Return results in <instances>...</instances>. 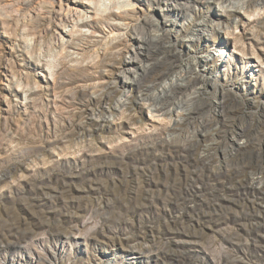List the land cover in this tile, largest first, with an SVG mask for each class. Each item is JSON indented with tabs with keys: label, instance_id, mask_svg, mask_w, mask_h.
Returning a JSON list of instances; mask_svg holds the SVG:
<instances>
[{
	"label": "rangeland",
	"instance_id": "obj_1",
	"mask_svg": "<svg viewBox=\"0 0 264 264\" xmlns=\"http://www.w3.org/2000/svg\"><path fill=\"white\" fill-rule=\"evenodd\" d=\"M11 1L0 0V264H264L261 5L223 12L227 29L190 42L212 3L186 21L152 0H96L97 14L86 1L78 22L32 31L30 7ZM132 5L176 52L145 74L133 66L156 57L130 58L136 32L153 28L121 12ZM183 73L177 95L194 92L200 110L153 109L150 95Z\"/></svg>",
	"mask_w": 264,
	"mask_h": 264
},
{
	"label": "bare ground",
	"instance_id": "obj_2",
	"mask_svg": "<svg viewBox=\"0 0 264 264\" xmlns=\"http://www.w3.org/2000/svg\"><path fill=\"white\" fill-rule=\"evenodd\" d=\"M12 1L13 3L20 4L22 8L30 7L28 12L27 13L25 12V13L27 14L26 17L28 18L26 20V23L27 25L30 26L32 31H36V28L40 25V23L43 20H48L49 22L53 21L55 22L56 25H58L61 28L66 27L69 22H73V21L78 22V19L83 17V15L85 14V9L88 7L86 6V3H85L86 1L93 3V5L92 6L89 5V7H92V9L95 11V14H97V11L99 10L98 2H96V0H12ZM152 1L159 5V6H154L153 8H157V10L159 9L163 16L166 17L170 13H172L174 17L187 15L186 21H191L190 19H192V15L188 13V10L189 11L193 10V8L195 9L196 6L203 4V3L204 4L212 3L215 6L217 11L216 10L213 11V15L215 16L214 18L208 17L206 19H201L199 21H194V19H192V21L194 22L193 32L191 35H188L187 37V40H189L190 42L198 39L199 35H202V34L204 35L206 31L208 33H211V32L221 31V29L223 28L227 29L229 27V22L223 21L222 19L223 12L236 13L238 11L240 12L241 9H243L246 12V11H249L248 8H249V4L251 3H254L255 5L260 4L261 9L264 11V0H183L182 2H179L178 0H152ZM162 3L163 5H165L164 7L162 6ZM1 12L2 11L0 9V13ZM121 12L125 16L130 17V18H133L137 15V13L142 12L144 22H146L149 28H153L150 31H145L144 30L145 28L143 29L142 27L141 29H139V31L136 32L137 34H139L137 38L138 40H140V42L135 46L136 50L133 52V56H131L130 58V63L131 62H142L143 63V59L139 56V53L141 52L139 49L141 48L144 49L147 58L151 57V59H153L156 57V62L153 64H150L149 62H146L144 64H141V63L135 64V66L133 67H135L136 70L134 71H137V69L139 68L141 69L142 73L145 74L149 72L150 69L154 67L156 68L160 65H163L169 62V60L171 59V56L174 55L176 52L170 48V44L166 41V38L163 34L156 33L155 28L158 24L157 22L158 19L155 18V16L152 14L144 13L145 11L143 10V8H141L140 6L136 7L135 5H132L129 8L123 9ZM109 15L110 13L106 17H108ZM237 17L238 15H235V17L233 18L232 21L234 23H236ZM93 31L95 30H92L91 33ZM56 33H57V37L62 38L61 32H56ZM150 37L151 38L154 37L156 41L155 40L151 41ZM129 44L130 43L127 42L126 40V42L124 43V47L125 48L128 47ZM130 45H133V44L131 43ZM160 54H162V56L157 57ZM130 71H132L131 68L129 66H126L125 68L122 69L121 72L129 79L128 81L131 84L139 83L140 76L134 75L133 76L134 78H131L127 74V72H130ZM188 76H190V73L188 74ZM188 76L187 74H185V75H182L181 78L179 77L177 79H172V81L169 83L168 86L164 87L158 93L151 94L150 104L152 108L157 111H161L163 113H172L175 110L177 111L182 110L184 114H186V119L192 118L195 115V113L199 111L201 108L200 105H198L197 107L193 106V103H194L193 93L194 92L191 94L192 96L190 95L188 96L186 94L187 96H185L184 99L182 97H178L177 95V93H181L185 90L186 84L184 83V79ZM241 134L242 132L240 131L234 135L235 137L234 136L232 137L236 138V136H239Z\"/></svg>",
	"mask_w": 264,
	"mask_h": 264
}]
</instances>
